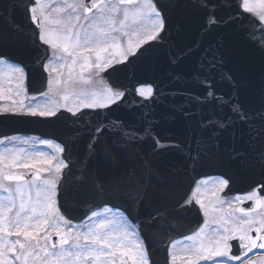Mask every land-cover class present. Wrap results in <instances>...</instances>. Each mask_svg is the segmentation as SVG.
<instances>
[{
    "label": "snow or ice",
    "instance_id": "snow-or-ice-1",
    "mask_svg": "<svg viewBox=\"0 0 264 264\" xmlns=\"http://www.w3.org/2000/svg\"><path fill=\"white\" fill-rule=\"evenodd\" d=\"M189 9L202 16L205 33L226 29L244 14L259 21L260 36L243 29L246 43L260 54L255 77L234 74L249 53L233 33L221 31L202 49L201 67L219 72L231 94L217 96L206 76V95L195 101L227 106L230 114L199 122L200 135L183 146L179 166L155 159L164 146L158 137L154 155L138 150L150 128H132L122 119L97 126L88 145L94 166H84L82 176L68 183L66 145L0 138V264H154L150 246L190 214L197 227L165 245L166 264H264V185L229 195L253 169L264 170V0H0V100L10 102L0 105V115L60 119L67 113L75 123L85 109L118 105L126 92L102 74L139 61ZM18 10L26 24L15 23ZM33 53L42 69L35 81L43 99L28 95L25 66L14 60ZM135 95L152 100L155 91L140 85ZM106 130L113 134L102 140ZM205 168L218 174L193 188L188 173ZM62 196L87 208L80 222L63 210Z\"/></svg>",
    "mask_w": 264,
    "mask_h": 264
},
{
    "label": "water",
    "instance_id": "water-1",
    "mask_svg": "<svg viewBox=\"0 0 264 264\" xmlns=\"http://www.w3.org/2000/svg\"><path fill=\"white\" fill-rule=\"evenodd\" d=\"M233 11L234 6L225 8L224 11L219 12V16L224 17ZM14 20L18 25L26 24L19 10L14 13ZM203 23L202 16L196 10L181 11L172 20L169 34L165 39L158 42L157 46L148 53H144L139 61L134 60L127 67L117 66L116 70L109 69L108 73L102 74L105 82L113 87H120L126 92L125 99L118 105L96 112L85 109V114L75 123L65 119L67 113L61 115L60 119L0 115V138L11 135H34L54 139L66 145L64 156L72 166V174L65 181L68 183L82 176L84 166L89 168L94 166L95 162L91 158L88 145L90 137L95 134V128L122 119L132 128H150L152 135L142 139L138 150L154 155L153 136L158 137L164 146L159 149L155 159L166 165L179 166L182 162L183 146L193 134L197 137L200 135L199 122L206 118L226 117L230 114L227 106L221 107L213 101L206 103L195 101V97L206 95V86L201 84L206 76L217 96L227 99L231 94L229 82L221 79L219 72L201 67L203 47L214 41L221 31L231 32L249 53V59L244 67L237 68L230 65L237 78L255 77L261 68L260 54L246 43L247 34L243 31L247 28L249 32L255 31L256 35L260 36L258 19L251 17L250 14H244L234 25L226 29L213 28L210 33H205L201 27ZM14 60L25 66L28 76V95L39 97L41 89L35 77L42 69L37 67L36 54L14 56ZM44 76L46 77L47 74L45 73ZM147 84L152 85L155 91L152 100H142L135 95L137 86ZM43 90H47L46 86ZM185 112L190 115L185 116ZM144 114H147V119L144 118ZM70 129L76 131L70 132ZM112 134L111 130H106L101 134V139H108ZM141 135L143 136V133ZM170 144L181 147H170L168 146ZM213 174H218L217 170L197 169L188 173V179L193 187L199 178ZM60 203L74 222H80L83 212L87 210L86 207L66 203L63 196ZM180 225L171 232L162 233L157 238L160 242L150 246L154 264H166L167 258L161 259L157 256V252L154 251L156 246L162 242L165 246L171 239L190 234L197 227L195 215H188L180 221Z\"/></svg>",
    "mask_w": 264,
    "mask_h": 264
},
{
    "label": "flooded vegetation",
    "instance_id": "flooded-vegetation-1",
    "mask_svg": "<svg viewBox=\"0 0 264 264\" xmlns=\"http://www.w3.org/2000/svg\"><path fill=\"white\" fill-rule=\"evenodd\" d=\"M248 174L243 180H241L238 185H231L232 191L229 195H235L237 193H243L249 189V186H259L264 185V170L260 168H255ZM207 178V177H205ZM204 179V178H202ZM201 180V179H200ZM199 181V180H198ZM197 181V182H198ZM195 188V187H194ZM203 221V217H202ZM253 259H259V256H253Z\"/></svg>",
    "mask_w": 264,
    "mask_h": 264
},
{
    "label": "rangeland",
    "instance_id": "rangeland-1",
    "mask_svg": "<svg viewBox=\"0 0 264 264\" xmlns=\"http://www.w3.org/2000/svg\"><path fill=\"white\" fill-rule=\"evenodd\" d=\"M6 71V69H5ZM40 99H43V98H40ZM10 102L8 100H0V105H4V106H7ZM21 137H25V138H28V137H34V136H21ZM20 146H23V145H20ZM2 147V146H0ZM43 150L45 151H51V149H47V148H43Z\"/></svg>",
    "mask_w": 264,
    "mask_h": 264
}]
</instances>
